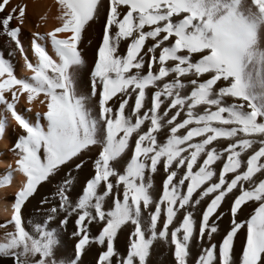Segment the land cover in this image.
<instances>
[{"label": "snow or ice", "instance_id": "6c2138e0", "mask_svg": "<svg viewBox=\"0 0 264 264\" xmlns=\"http://www.w3.org/2000/svg\"><path fill=\"white\" fill-rule=\"evenodd\" d=\"M56 3L58 26L25 45V7L0 0V137L19 129L24 178L0 260L157 264L170 248L190 264L195 246L191 264H264V0ZM38 186L54 196L39 194L26 230Z\"/></svg>", "mask_w": 264, "mask_h": 264}, {"label": "bare ground", "instance_id": "6f19581e", "mask_svg": "<svg viewBox=\"0 0 264 264\" xmlns=\"http://www.w3.org/2000/svg\"><path fill=\"white\" fill-rule=\"evenodd\" d=\"M23 5L25 7V23L22 27V41L25 45L30 39L32 32H40L44 33L52 30L54 27L58 26V21L56 20L57 15L59 14L58 5L56 0H9V5H6L7 9L10 7H15ZM3 15V12H0V16ZM43 17V19H41ZM62 35V34H61ZM6 45V38L0 36V52H3L6 58H8L7 53L10 50ZM261 46L264 47V40L261 42ZM51 54V53H50ZM199 54H194L198 56ZM31 58V54L29 53ZM88 57L91 59L93 57V51L89 49ZM13 59V63L16 65V75L19 77L21 75H28V73L24 72L21 68L22 58L17 53ZM219 83V82H218ZM37 110L43 111L44 106L39 105L34 102L32 106L33 113ZM32 114H29L31 118ZM19 132V129L16 128L15 132L12 131L11 127L6 132L4 137H0V178L7 174L9 166L13 169L12 180L7 185H0V224H6L7 221L10 220L11 215L14 211L12 205L14 204V197L11 196V193H17L19 189L22 187L24 182V178L22 173L16 171L15 165V155L10 150L17 138L16 133ZM90 169H85L83 172L79 174L80 176V185L77 188V191L82 192V187L85 179L89 177ZM147 177V173H146ZM162 180V177L159 175L153 176V182L155 185H159ZM52 186H50L51 188ZM40 193L47 195L49 197L54 196V192L49 189H43L41 186L37 187V194H34V198L30 197L29 201L26 202L24 206H22V222L25 223L26 230H30L27 228V221L34 219V213H39L41 211L38 206V202L41 199ZM225 206L222 205V209ZM246 208V214L252 211L253 205L249 204L248 206H242ZM219 211V210H218ZM245 216L239 217V219H245ZM230 217L226 214L222 227L227 228ZM55 225H53L54 227ZM8 231L14 230V228L9 225L7 227ZM69 233L72 230L71 222L68 224L67 229ZM5 229H0V240L3 239V232ZM246 242V229L242 230L238 233L237 237H234V245L235 250L239 252L242 249L243 244ZM117 250L123 255L126 253V240L123 237H120L115 244ZM198 250L195 246L192 247V251L190 254V264L195 260L197 256ZM157 261V264H174L173 257L171 256V249L166 250L162 255L154 257ZM0 264H11V261L8 260H0Z\"/></svg>", "mask_w": 264, "mask_h": 264}, {"label": "rangeland", "instance_id": "374dc122", "mask_svg": "<svg viewBox=\"0 0 264 264\" xmlns=\"http://www.w3.org/2000/svg\"><path fill=\"white\" fill-rule=\"evenodd\" d=\"M10 195H11V196H15V193H11Z\"/></svg>", "mask_w": 264, "mask_h": 264}]
</instances>
